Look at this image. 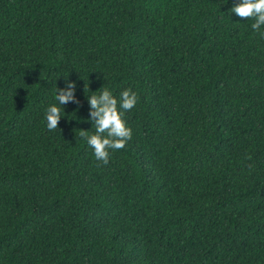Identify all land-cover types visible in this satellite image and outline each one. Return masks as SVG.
<instances>
[{
	"label": "trees",
	"instance_id": "trees-1",
	"mask_svg": "<svg viewBox=\"0 0 264 264\" xmlns=\"http://www.w3.org/2000/svg\"><path fill=\"white\" fill-rule=\"evenodd\" d=\"M238 2L0 0V264H264V25ZM103 88L139 98L106 165L80 136Z\"/></svg>",
	"mask_w": 264,
	"mask_h": 264
},
{
	"label": "clouds",
	"instance_id": "clouds-1",
	"mask_svg": "<svg viewBox=\"0 0 264 264\" xmlns=\"http://www.w3.org/2000/svg\"><path fill=\"white\" fill-rule=\"evenodd\" d=\"M231 12L245 20L254 19L255 22L251 25L254 31L264 25V0H239L238 3L233 4ZM65 80L63 88L56 86L57 103L50 105L46 110L49 131L58 128V121L63 116L62 106L70 101L77 105L80 103L74 97L75 81H69L67 78ZM87 89L89 90L88 85ZM86 98L90 106L88 119L92 121V125H95V132L89 134L87 130L81 129L80 136L86 139L88 146L93 149L95 158L106 165L111 151L123 149L132 138V129L127 125L124 114L136 106L139 98L131 89L123 90L117 98L108 88H103L98 94Z\"/></svg>",
	"mask_w": 264,
	"mask_h": 264
}]
</instances>
